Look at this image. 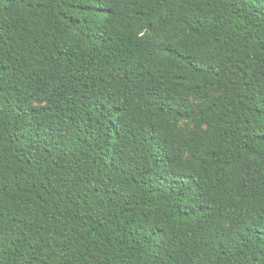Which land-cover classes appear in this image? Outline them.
Masks as SVG:
<instances>
[{
    "label": "trees",
    "instance_id": "trees-1",
    "mask_svg": "<svg viewBox=\"0 0 264 264\" xmlns=\"http://www.w3.org/2000/svg\"><path fill=\"white\" fill-rule=\"evenodd\" d=\"M0 264H264V0H0Z\"/></svg>",
    "mask_w": 264,
    "mask_h": 264
}]
</instances>
